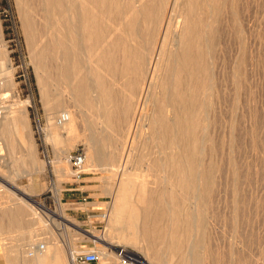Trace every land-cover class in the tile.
Listing matches in <instances>:
<instances>
[{
    "label": "rangeland",
    "instance_id": "obj_1",
    "mask_svg": "<svg viewBox=\"0 0 264 264\" xmlns=\"http://www.w3.org/2000/svg\"><path fill=\"white\" fill-rule=\"evenodd\" d=\"M69 2L64 4L63 17L75 25ZM222 3L227 7L217 16L214 39L208 40L209 45L204 42L208 47H203L200 54L205 67L206 94L196 107L202 117L197 116L198 126L188 134L187 141L183 138L189 147L196 142L193 160L199 176L189 179L188 162L173 160L178 149L174 127H170L174 138L171 145L162 146L161 129L165 124L170 126L173 115L167 104L160 106L158 102L154 82L159 74L151 78L153 71L148 61L151 57L157 59L160 41L156 36L147 42L141 39L144 27L152 35L159 25L155 27L152 22L148 26L142 16L136 31L115 32L116 27L105 9L95 10L97 26L100 23L101 30H108L101 38L104 43L95 46L93 40H81L62 28L51 38L65 44L66 50L50 52L41 62L36 37L37 26L40 28L44 23L41 0H0L2 88L18 93L13 94L0 122V180L3 181L0 182V242L3 246L24 254L26 245L34 241L54 245L59 241L64 246L68 243V258L60 264H68L74 254L91 248L102 254V264H118L116 258L107 259L103 255L115 256L117 249L149 264H264V0H223ZM88 8H91L89 3ZM166 8L167 4L160 8V18ZM100 18L104 20L101 22ZM108 35L113 39L105 43ZM111 43L115 48L114 63L104 69L98 62L102 57L99 46L106 49ZM166 43L164 60L177 49L172 40ZM96 75L109 83L115 95L114 103L106 105L95 99L93 76ZM86 77L94 91L90 89L78 98L73 88ZM170 89L167 86L164 95L172 94ZM204 89L198 86L197 91L203 93ZM64 112L72 115L74 124L58 128L57 118ZM201 119H205V124ZM4 123H10L7 128L10 133L3 141ZM76 146L87 156L79 182L73 180L65 160ZM124 169H127L125 174ZM74 186L88 201L93 200L87 204L94 206V214L103 212L106 220L110 212L114 214V230L109 233L106 220L101 222L96 216H86L90 212L76 209L68 195L66 202L54 211L61 209L68 224H59L58 236L50 229L37 211L43 204L42 198L48 204L53 197L58 204L59 190ZM8 187L29 195L27 202V195L19 196ZM69 192L75 191L65 193ZM157 194L163 197L153 207L141 202L144 195L157 197ZM52 222L57 225L55 220ZM28 228L33 231L31 238L24 237ZM100 233L104 241L96 240L95 235Z\"/></svg>",
    "mask_w": 264,
    "mask_h": 264
},
{
    "label": "bare ground",
    "instance_id": "obj_2",
    "mask_svg": "<svg viewBox=\"0 0 264 264\" xmlns=\"http://www.w3.org/2000/svg\"><path fill=\"white\" fill-rule=\"evenodd\" d=\"M66 1H70L71 2V3L69 2V4L71 5L70 6V9H72L73 13L75 14V18H76L75 19V22L76 23L74 22L75 25L66 22V17H63L64 14L62 12L65 11L64 10V4L66 3ZM76 1H79V3L76 4ZM171 1L172 0H41V5L43 6L42 12H44V15H43L44 23H43V25H40L41 26L40 28L37 26L36 37L38 39L37 40L38 41V46L41 48V50H40V53L41 54L39 55V59H40L41 62H43L44 59H46V55L48 56V54L50 52H54L56 50L55 53H57L58 52V49L59 50H66L65 49V44H63L61 41H58L56 39L53 40L51 38V35L53 33H55L58 30H61L62 28L66 31V33H69V34H71L73 36H77L78 35V37L81 40L82 39H86V38H88L89 41L90 40H93L95 46H98L99 43H102V42L104 43V41H102L101 38L104 36L105 33L108 32V30L107 31L104 30V29L101 30V28L99 26L100 23L98 25L99 26V29H98V26H97V23H98L97 20L98 19L95 17L96 15L94 14V11L95 10H99V9L103 10V9H105L106 14L108 15V17L111 19L112 23L116 27L115 28V32L120 31V30L121 31L123 30L124 32H129V33H130V31L132 32L139 25V23H137V22H138V20L142 16H144L143 17V20L145 21V23H149L148 26L150 24H152V22H154L155 27H156V25H159L158 28L152 30V33H151L152 35L149 34V31L150 30L146 29L147 26L144 27L143 28V32H142L143 36L141 37V39H144L147 42V40H149L150 37L156 36L157 40L160 41V43H159L160 45L157 44V45H159V47L157 46L159 49L156 52L157 59L155 58V60H153V57H151V59L148 60V61H149V64L151 63L150 66H151L152 71H153V72L151 71L152 72V74L150 75L151 78H153L154 75L159 74V77L156 78V81L155 82L152 79V81L155 83L154 88L156 90V93L159 94L158 102L160 103V106L162 104L163 105H166L167 104L170 107V112L173 115V118L171 120V123L167 120L170 123V126H165L166 125L165 124L164 127L161 129V132H162V135H163L162 140H164V143H162V146H169L168 144H170V142L172 143V141H173L172 139H174V138L171 137L172 134H171L170 131H172V130H170V127L172 129L174 127L176 129V131H173V132H175V139L174 140H175L176 147L178 149H177L176 153H174L175 155H173L175 157V159H173V160H176L175 163L176 162H180L181 160H186L188 162V164L190 165V170L187 169L189 171V176H187V177L189 179H193V178L199 176L198 175V169H197V167H195L194 160H193V156H194L193 154L195 153V150H196V148H195L196 147V142H195V144H192L193 147H189L188 144H186L184 142L183 138L185 137V140L187 141L186 137L188 136V134L194 128L196 129V127L198 126L197 125L198 124L197 118L200 117V116H199V114L197 112L199 107L197 108L196 107V104H197V102L199 100H201L200 98L206 94L205 93V89H204V87H206V85H205V78L203 76V73L205 71V67L200 62V58H201V55L200 54L202 52L203 47H205V48L208 47V46L207 47L205 46L206 45V42L209 45L208 40L213 41L214 36H215L214 32H216V29L214 28V26L217 23V16L220 14L221 9H224L225 8L224 6H226V5H225V3H222L223 0H184V1L183 0H173L172 2ZM180 1H183L184 3L183 2L181 3ZM88 3H89V5H91V8H90L91 10L88 8ZM169 3H171V4L169 5ZM166 4H167V8L165 9V12H164L162 18H160V15H158L159 10H160V8L162 6H165ZM231 9H232V7H231ZM57 13L60 14V17H56L57 16ZM101 18H100V21L102 22V20H104V19H101ZM143 24H144V22L142 23V27L144 26ZM163 26H164V28H163ZM96 29H97V32H96ZM162 29H163V32H162ZM98 31H100V32L98 33ZM134 31H136V30H134ZM109 33H110V31H109ZM118 35H120V34H118ZM121 35H122V33H121ZM107 38H108V40H106L105 43H107L109 40L113 39L111 35H108ZM114 38H115V36H114ZM169 40H172L174 47L177 46V49L173 53H169L168 59L164 60L165 58L164 57H163L164 59L162 58V54L166 52V50L164 51V47L167 44L166 41H169ZM204 42H205V45H204ZM113 43H114V41H113ZM124 45H123V47H124ZM155 45H156V43H155ZM118 47H119V44H118ZM99 48H100L99 53L102 54V57L100 58V56H99L100 59L98 60L100 67L101 68H104V69L111 68L112 67V64L114 63V60L112 59L113 58V55H114V52H115L114 51V49H115L114 48V45L111 43L110 45H108V47L106 49H103L104 48V45L103 46L100 45ZM152 49H153V47H152ZM118 50H120V49H118ZM125 51H126V49H125ZM171 51H172V48H171ZM205 52H206V50H205ZM129 56L130 55H128V57ZM128 57H127V59L129 60ZM147 58H148V56H147ZM140 62H141V60H140ZM144 63H145V61L143 62V64ZM125 64H126L125 66H127V63H125ZM129 64H130V62H129ZM134 65H136V64L134 63ZM143 66H145V64ZM150 66H148L149 69H150ZM128 67H130V66L128 65ZM107 72H109V71H107ZM148 73H150V72H148ZM100 75L93 76L94 77V84H95L94 85L95 86V94H96L95 99H101L102 101H104V103L106 105H109L111 101L113 102L115 100V98H114L115 95L111 91L110 86H109V83H107L106 80L104 79V77H101ZM146 75H147V73H146ZM141 76H142V72H141ZM86 78L83 79L82 81L78 82L74 86V88H73V92H76L75 95L78 98H79V96L85 95L87 93V91L92 88V87L90 88V82H89L88 78L87 79ZM66 79H68V77H66ZM144 83H146V81ZM148 85H150V84H148ZM151 85H153V83H151ZM151 85L149 87H151ZM167 86H168V89L171 88L173 90V93L170 94L169 96H166L167 93L165 92L167 90ZM198 86H200L201 89H204V92H203L204 94L202 93V91H197ZM92 91H94V90H92ZM143 92L146 93V91H143ZM164 92L166 93L165 95H164ZM209 92H210V90H209ZM209 92L207 91V95H208ZM139 94H141V93H139ZM143 96H142V98H144ZM139 97H140V95H139ZM207 97L208 96H206V98ZM117 99H118V97H117ZM208 100H205V101H208ZM146 102H147V100H146ZM136 104H137V102H136ZM149 105H151V104H149ZM201 105H202V103H201ZM138 106H139V103H138ZM98 107H100V106H98ZM140 107H141V105H140ZM140 107H138V108H140ZM145 107H144V109H145ZM149 108H150V106H149ZM137 111H138V109H137ZM139 112H140V110L138 111V113ZM165 112H167V111H165ZM162 113H163V111H162ZM199 113H201V112L199 111ZM165 114H167V113H165ZM60 115H65V118H64L63 121L57 122L56 126L58 128H64V127H67V126L72 127V125L74 124L73 123L72 115L69 112L68 113L67 112L66 113L64 112V113H61ZM60 115H59V117H60ZM109 115H110V113H109ZM135 115L136 116H139L137 114H135ZM156 115H157V113H156ZM169 115H171V114H169ZM3 116H2V118H3ZM171 116H170V119H171ZM141 117H142V115L140 116V118ZM2 118L0 119V122H1ZM201 120H202V122L204 120V124H205V119H201ZM206 120H208V119H206ZM169 123H167V124H169ZM199 123H201V122H199ZM202 124L203 123H201V125ZM134 125H135V123H134ZM153 126L151 127L152 129H154ZM155 126H156V124H155ZM19 127H20V122L18 124V128ZM156 128L157 127H155L154 130H156ZM194 131L196 132L197 130H194ZM137 132H138V130H137ZM131 133H132V131H131ZM154 134H155V132H154ZM130 137L132 138V136H130ZM133 138H135V137H133ZM157 138H158V135H157ZM195 138H196V136H195ZM127 139H129V138H127ZM139 141H140V139H139ZM134 142L135 141L132 140V144L133 145H134ZM194 145H195V147H194ZM172 146H170L171 147L170 150L174 152ZM136 147H137V145H136ZM164 149H166V148H163V150ZM131 150L132 149H130V151ZM164 151H166V150H164ZM166 152H169V151H166ZM170 154H172V153H170ZM168 156H169V154H168ZM173 156H171V157H173ZM195 159H196V157H195ZM86 160H87V156H85V154H84V162H83L82 168L85 165ZM171 160H172V158H171ZM180 164H182V163H180ZM177 165H179V164H177ZM181 166H183V165H181ZM168 168H170V167L168 166ZM177 168H180V167H177ZM177 168H176V170H177ZM187 168H188V166H187ZM173 169H174V167H173ZM173 169H172V171H173ZM181 169H180V172H181ZM125 170H127V169H124V171H123L124 174H125ZM206 171H207V169H206ZM118 172H120V171H118ZM177 172H179V169H178ZM175 174H176V172H175ZM182 176L184 177V175H182ZM180 181H181V179H180ZM182 181H185V180H182ZM0 182H3V181L0 180ZM169 182H170V180H169ZM179 185H180V183H179ZM183 186H185V185H183ZM169 187H171V186H169ZM175 187H176V185H175ZM147 189H148V187H147ZM172 189H173V187H172ZM164 190H166V188ZM145 191H146V189H145ZM171 193H172V191H171ZM115 194H116V192L114 193V195ZM163 194H164V192H163ZM196 194H198V193H196ZM173 195H175V194H173ZM162 197H163L162 195H158V194H157V197H154V195L152 197H145V195H144V197L141 198V202L143 204H146V206H148V207H153L155 205V202L158 201V200H161ZM172 198H173V196L171 197V199ZM113 200L115 201V198ZM179 200H182V199L179 198ZM164 202L165 201H163V203ZM194 204H195V200H194ZM195 206H197V205H195ZM110 209L111 208H109L108 210H110ZM113 217H114V214L112 212L109 213L107 220H106V216H104V220H106V222L108 224V231H109V233L111 232V230H114V227L112 225ZM67 224H68V221H67ZM45 248L46 247L44 245L43 252H41L40 254H37V255L33 256V258H36V257H38L40 255L41 256L42 255H45L46 254V249ZM108 248H109V246H108ZM175 248H176V246H175ZM175 248H172V250H175ZM107 251H108V249H107ZM98 253L100 255V263L102 264V254L100 252H98ZM122 253H124L127 256H130L133 260H135V262L137 264H149V263L145 262L144 260H142L140 258L139 259H135L136 257L134 258L133 257L134 255L131 256L125 250H122ZM103 255L105 257H107V259H110V258L111 259H114L115 258L114 256H112L110 254H106V253L103 254ZM73 260L74 259L70 258L67 261L68 264H73ZM190 264H192V263H190Z\"/></svg>",
    "mask_w": 264,
    "mask_h": 264
},
{
    "label": "built area",
    "instance_id": "obj_3",
    "mask_svg": "<svg viewBox=\"0 0 264 264\" xmlns=\"http://www.w3.org/2000/svg\"><path fill=\"white\" fill-rule=\"evenodd\" d=\"M2 77L0 76V119L5 114L9 103L11 102V99L13 98V94L15 96L18 95L17 91H10L5 90L2 88ZM65 118V115H60V117L57 118V121H63ZM66 162L68 163L70 167L71 176L73 177L74 181L79 182L80 175L82 172V165L84 162V151L81 147L76 146L72 150H70L67 153V156L65 157ZM43 200V206L46 210V214L41 212V215L43 219L46 221V223H51V218L48 216L49 213H54L56 211L59 204H62L60 200L58 199V204L55 200V198L52 197V199L49 201L48 204H45V198H42ZM89 201L87 200V196H82L81 193L78 195V197L73 200V205H76V209H80L86 212H90L89 215L86 216H96L98 217L102 222L104 220L105 213L99 212L97 214H94L92 212L93 209L87 210L85 206H87ZM38 204V203H37ZM79 206V207H78ZM82 206V207H81ZM38 211V210H37ZM48 211V212H47ZM88 214V213H87ZM24 254L26 257H33L37 254H40L44 250V242L42 241H34L24 248ZM116 260L118 261V264H137L130 256L125 255L122 253L121 249H117L114 254ZM73 264H101L100 263V255L97 250L95 249H86L79 251L78 253L74 254V260Z\"/></svg>",
    "mask_w": 264,
    "mask_h": 264
},
{
    "label": "crops",
    "instance_id": "obj_4",
    "mask_svg": "<svg viewBox=\"0 0 264 264\" xmlns=\"http://www.w3.org/2000/svg\"><path fill=\"white\" fill-rule=\"evenodd\" d=\"M9 126H10V123L5 124L2 127L3 130H1V137H2L3 141H4V139L8 138V136H9L10 132H9V129H7V128H10ZM57 164H59V163H57ZM9 189L13 190L15 193L17 192V194L19 196H26L27 195L25 192L19 191L15 187L9 188ZM67 191H75V192L65 193ZM78 193L80 194L81 190L77 186H74L71 188H62L59 190V200L62 204L65 203L66 202L65 196L68 195L69 197H71L70 200L73 201L74 199H76L78 197L77 196ZM28 196L29 195H27V197H25L26 202L28 200ZM31 200H32V198H31ZM92 201L93 200H90L89 202H92ZM93 207L94 206L91 204H88L87 206H85V208L87 210L93 209ZM18 209L20 210V207H18ZM37 209H38V213L40 214L41 218H43L41 215V212L46 214V210H45L43 204H41ZM62 213L63 212L61 211V209H58L57 213H55V212L54 213H49V212L47 213L48 216L51 218V223H47V225L50 226V229L54 233H56L57 236H58L57 231L60 230L59 224L60 223L63 225L67 224V220L64 219ZM74 216L76 218H78L77 212H74ZM52 219L57 222V225H55V223L52 222ZM56 226H58V227H56ZM37 229H39V225L36 227V230ZM32 233H33V231L28 228L27 234L24 235V237L25 238H27V237L31 238ZM95 238L97 241H104V239L102 237V233L95 235ZM67 244H66V246H64V244L62 242H59V241H58V244H56L57 246L54 245L53 242H49L47 244L44 243L45 247H48V248H45V249H47L46 254L42 255V256L40 255L36 258H30L29 259V258L25 257V255L22 252H20L19 250H15L14 248L9 249L8 246H3V244L0 242V264H60L62 260H65L68 258V251L67 250H68L69 246ZM72 248H73V246H72ZM74 250H75V248H74ZM66 253H67V257H65ZM61 257H62V259H61ZM108 264H110V263H108Z\"/></svg>",
    "mask_w": 264,
    "mask_h": 264
}]
</instances>
